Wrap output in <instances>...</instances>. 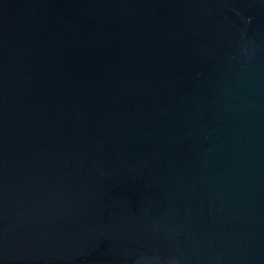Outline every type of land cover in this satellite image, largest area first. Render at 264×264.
<instances>
[{
	"label": "water",
	"instance_id": "95a60500",
	"mask_svg": "<svg viewBox=\"0 0 264 264\" xmlns=\"http://www.w3.org/2000/svg\"><path fill=\"white\" fill-rule=\"evenodd\" d=\"M0 264H264V0H0Z\"/></svg>",
	"mask_w": 264,
	"mask_h": 264
}]
</instances>
